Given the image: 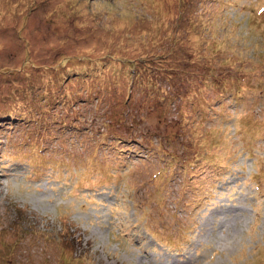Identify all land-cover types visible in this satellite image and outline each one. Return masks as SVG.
<instances>
[{
    "label": "rangeland",
    "instance_id": "374dc122",
    "mask_svg": "<svg viewBox=\"0 0 264 264\" xmlns=\"http://www.w3.org/2000/svg\"><path fill=\"white\" fill-rule=\"evenodd\" d=\"M260 60L264 0H0V264H264Z\"/></svg>",
    "mask_w": 264,
    "mask_h": 264
},
{
    "label": "trees",
    "instance_id": "16d2710c",
    "mask_svg": "<svg viewBox=\"0 0 264 264\" xmlns=\"http://www.w3.org/2000/svg\"><path fill=\"white\" fill-rule=\"evenodd\" d=\"M260 62H261V64H264V61L263 60H260ZM250 62H243L242 64H243V69H248V70H250V67H254V66H251L250 64H249ZM241 64V65H242ZM240 65V64H239ZM242 67H238V68H234L233 69V73L231 74V75H234V76H239L240 78H245V77H247V75L246 74H244L243 72H242V74H241V71L243 70V69H241ZM253 70L255 71V69L253 68ZM262 72V71H261ZM239 74V75H238ZM258 75H260V78H262V74H260V73H255L254 74V77H257ZM220 81H222V80H220ZM223 82V81H222ZM259 82L260 81H258V84H259ZM259 86V85H258ZM245 88H250V86H248V87H245ZM244 88V89H245ZM259 88V87H258ZM239 92V93H238ZM232 95H234V96H236V97H238L239 95L242 97V95L240 94V87L238 86V90L237 91H235L234 92V94H232ZM235 97V98H236ZM142 145H144V144H142ZM94 152L95 151H93L92 152V157H93V154H94ZM93 159H95V158H93Z\"/></svg>",
    "mask_w": 264,
    "mask_h": 264
}]
</instances>
